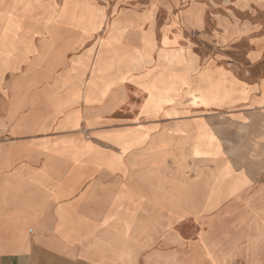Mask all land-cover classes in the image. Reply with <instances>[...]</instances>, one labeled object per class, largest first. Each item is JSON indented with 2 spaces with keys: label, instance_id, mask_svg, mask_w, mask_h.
Here are the masks:
<instances>
[{
  "label": "crops",
  "instance_id": "0c3cea01",
  "mask_svg": "<svg viewBox=\"0 0 264 264\" xmlns=\"http://www.w3.org/2000/svg\"><path fill=\"white\" fill-rule=\"evenodd\" d=\"M87 3L0 0V264H264V0Z\"/></svg>",
  "mask_w": 264,
  "mask_h": 264
},
{
  "label": "rangeland",
  "instance_id": "374dc122",
  "mask_svg": "<svg viewBox=\"0 0 264 264\" xmlns=\"http://www.w3.org/2000/svg\"><path fill=\"white\" fill-rule=\"evenodd\" d=\"M144 4H152L153 10L152 15L156 18L155 24H162L165 19L166 14H180L182 10L187 6V2L182 0H142ZM199 1L203 4H208L207 7L210 8L213 14L216 13H226L231 12L226 10H214V6L224 5L231 0H191V2ZM20 2H24L25 5H29L31 9L32 16H36L39 14H44L47 21L52 22H61L67 26H71L73 28H81L84 31L92 30L97 26V15L91 12V6L87 3V0H62L60 4H57L55 0H20ZM223 3V4H222ZM225 3V4H224ZM173 5V6H170ZM151 6V5H150ZM228 6V5H226ZM152 9V8H151ZM126 18H119L118 21L112 20L111 27H119V25L124 21ZM145 20L142 16V21ZM159 26V25H158ZM109 27V25H108ZM31 29H34V25L32 23ZM197 33V32H196ZM192 32V35L195 34L193 40L195 43H206L210 45L219 44L217 40H214V37L208 38V41L202 42L200 37L197 34ZM181 38V36H180ZM210 39V40H209ZM206 40V39H204ZM183 43L180 41L179 44ZM185 43V42H184ZM208 207H212L215 204L214 197H208ZM242 222L247 221L246 227L248 230H243V232H239L237 236L239 237H246L248 240H252L253 245L249 244L247 248L250 250L251 246L254 249V253L261 254L263 252V246L258 245L257 243L264 238V212H256L252 216L249 217H240ZM253 228V231L250 229ZM241 234V235H240ZM207 236H210V233H207ZM209 251V250H208ZM211 252V251H210ZM209 253V252H208ZM213 250L210 256H213ZM214 261V260H213Z\"/></svg>",
  "mask_w": 264,
  "mask_h": 264
},
{
  "label": "bare ground",
  "instance_id": "6f19581e",
  "mask_svg": "<svg viewBox=\"0 0 264 264\" xmlns=\"http://www.w3.org/2000/svg\"><path fill=\"white\" fill-rule=\"evenodd\" d=\"M243 232V231H242ZM241 235V234H240ZM239 237V236H238Z\"/></svg>",
  "mask_w": 264,
  "mask_h": 264
}]
</instances>
